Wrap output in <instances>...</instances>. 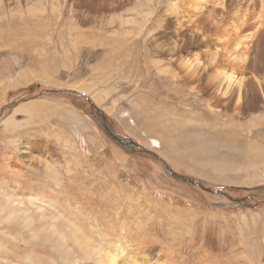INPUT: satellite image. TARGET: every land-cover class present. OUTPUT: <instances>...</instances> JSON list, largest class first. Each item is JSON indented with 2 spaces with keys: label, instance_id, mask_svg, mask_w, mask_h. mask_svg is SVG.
Segmentation results:
<instances>
[{
  "label": "rangeland",
  "instance_id": "1",
  "mask_svg": "<svg viewBox=\"0 0 264 264\" xmlns=\"http://www.w3.org/2000/svg\"><path fill=\"white\" fill-rule=\"evenodd\" d=\"M206 1L0 0V264H264V17L236 104Z\"/></svg>",
  "mask_w": 264,
  "mask_h": 264
},
{
  "label": "bare ground",
  "instance_id": "2",
  "mask_svg": "<svg viewBox=\"0 0 264 264\" xmlns=\"http://www.w3.org/2000/svg\"><path fill=\"white\" fill-rule=\"evenodd\" d=\"M189 1H190V5H191L190 7H191L192 12L191 14H187V13L186 14L190 16H194V18L197 19L196 26H199L202 22L203 17H206L208 14H210L212 9H209L208 7L204 8L203 5H201L203 1H206V0H203V1L189 0ZM217 2H218V7L220 8L219 14L221 15V13L225 11V12H228V15H229L225 20L226 24L224 26L219 25L220 23L217 24V29L212 35L215 37V40L223 43L222 44L223 48L221 52L218 53L212 50H205L204 54L207 57V59L202 58V60H199V57L196 54H194L191 59H185V58L180 59V61H178V64L180 68L184 70L185 75L188 76L190 79H192L193 77H195V75L198 74L195 72L196 68L199 69L202 66V68L204 67V70H205L206 68L211 67L213 71L211 74H209V77L214 82V90L221 91V94L225 96L228 94V92L232 88H234V91L237 92L236 104H241L242 102H244V100H243L242 92L240 93V90L242 89L243 82L245 81V76L242 75V72L240 69L242 67H245L247 62L250 61L249 58L251 57L248 56V53H249L248 48L250 44H252V46L255 45L254 47L260 50L259 43H256V44L252 43V39H253L252 37H254L255 34L257 33H255V30H254V32L250 33V37H248L249 34L243 33L244 25L247 23L249 19L253 17L257 18L258 21H260V19L264 17V0H245L244 7H241L238 4H236L238 5L237 7H235V5L231 6L233 4V3H230L231 0H217ZM257 3L259 5L258 12L248 11L250 6L252 5L255 6ZM166 6L173 7L171 3H167ZM194 9L195 11H197V14H192ZM203 12L204 14H202ZM231 17H234V18H232L233 21L230 22ZM220 19L221 17L218 18V20ZM256 23L258 24L259 22H256ZM227 24H230V25H227ZM259 31L261 30L259 29ZM256 38L257 37H255V39ZM218 57H221V59L225 61L224 67L216 63L218 62ZM255 59L258 60L259 57L255 56ZM262 59H264V57H260L259 61ZM205 61H206V64H205ZM262 63H264V60L262 61ZM220 67H223V68H220ZM145 110L147 109L145 108ZM104 259L108 262V264H115V263L117 264V259L114 255H111V254L104 255ZM133 264H137V263H133Z\"/></svg>",
  "mask_w": 264,
  "mask_h": 264
},
{
  "label": "water",
  "instance_id": "3",
  "mask_svg": "<svg viewBox=\"0 0 264 264\" xmlns=\"http://www.w3.org/2000/svg\"><path fill=\"white\" fill-rule=\"evenodd\" d=\"M104 131H106V133L109 134V136L114 139L117 143H120V144H123L125 143L124 142V139L127 138V137H121V136H118L116 135L114 132L110 131L109 128H107L106 126H104ZM131 144H134L133 142H130ZM172 176L177 178V179H180V180H187V181H191L195 184H198L196 181H192L190 179H186L184 177H181V176H176L174 173H172Z\"/></svg>",
  "mask_w": 264,
  "mask_h": 264
}]
</instances>
